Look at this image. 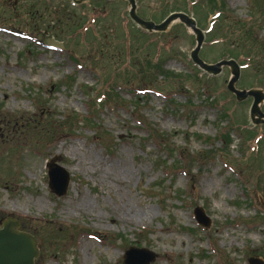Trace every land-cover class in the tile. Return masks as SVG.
Returning <instances> with one entry per match:
<instances>
[{
  "label": "rangeland",
  "instance_id": "374dc122",
  "mask_svg": "<svg viewBox=\"0 0 264 264\" xmlns=\"http://www.w3.org/2000/svg\"><path fill=\"white\" fill-rule=\"evenodd\" d=\"M189 1L137 0L138 15L159 24L186 8L207 31L212 9L196 14ZM225 6L233 17L206 34L199 56L207 64L249 53L228 32L257 11L263 20L253 36L264 44V0ZM128 9L125 0H0V222L15 218L39 239L36 264H124L130 247L155 253L152 264L264 263V175L259 160L241 153V130L264 139V125L249 119L252 98L239 103L227 91L228 67L215 77L192 63L196 40L183 24L150 34ZM85 25L94 35L85 37ZM256 62L264 64V53ZM140 68L166 96L140 91ZM251 70L236 88L264 92ZM108 77L118 83L107 92ZM53 159L71 175L62 197L49 185ZM198 207L209 228L195 219ZM132 212L141 219L121 220Z\"/></svg>",
  "mask_w": 264,
  "mask_h": 264
},
{
  "label": "water",
  "instance_id": "95a60500",
  "mask_svg": "<svg viewBox=\"0 0 264 264\" xmlns=\"http://www.w3.org/2000/svg\"><path fill=\"white\" fill-rule=\"evenodd\" d=\"M74 4H82L90 0H72ZM116 1V0H110ZM129 5L128 16L139 28L148 33H166L176 24H183L187 31L195 35L196 46L190 53L191 61L203 72L211 76H218L223 67H228L231 78L227 84V90L232 93L238 102H244L252 98L253 102L249 111V118L253 125H264V92L260 89L239 90L236 84L241 77V67L235 60H222L215 65L207 64L200 59L199 54L205 42L206 32L198 28L196 20L182 12L170 14L163 22L156 24L153 21L143 20L138 16L136 0H126ZM48 44L62 47L61 44L49 40ZM49 185L51 191L58 197L66 195L70 182V173L58 163L51 160L47 165ZM197 222L204 228L210 226V220L206 217L202 207L194 211ZM20 221L14 218L6 219L0 229V264H35L39 257L38 238L27 232L20 231ZM157 255L147 249H129L124 257V264H152L156 261ZM249 264H264L260 259L251 258Z\"/></svg>",
  "mask_w": 264,
  "mask_h": 264
},
{
  "label": "trees",
  "instance_id": "16d2710c",
  "mask_svg": "<svg viewBox=\"0 0 264 264\" xmlns=\"http://www.w3.org/2000/svg\"><path fill=\"white\" fill-rule=\"evenodd\" d=\"M187 1L188 0H184L185 6L187 5ZM205 1L206 0H191V1H189V3L192 4V6L194 7L196 14L200 13L202 11V9H204L205 7H207V9L211 8L212 11L209 12L208 15L209 16L212 15V17H214V19H215L212 21L213 28H212L211 32L213 34V33H216L218 30L221 33L222 28H224V26H225L226 20H229L228 17H233V16L231 15V12L227 11L226 6H225V0H209V2H207V3ZM72 9L75 11L74 8H72ZM176 11L186 12V8H184L183 10H181V8H178V10H176ZM75 12H77V11H75ZM260 13H261L260 11H257L256 14H252L250 20H246L244 23L240 22L239 25H241L243 27V29H240L239 32H233V33L228 32V39L232 38L234 40H238L237 45L240 48V50L242 52L249 51V53L247 55L246 54H236V52L234 50H232V51H229V53L226 52V53L222 54L220 60L234 59L238 62V64H240V66H242L244 68L243 71L247 72V70L249 71L252 69V70H254V74L257 76V78L264 79V64L262 62H256L257 54H258V58H259V55H262L264 53V44L256 41L257 37L253 36L255 33L254 31L258 30V26L263 20V18H262L263 15L261 16ZM65 18H66V16H65ZM57 23H60V20H58ZM72 27L74 28V26H72ZM75 30H77V28ZM83 30H84L85 37H86V35H90V36L94 35V33L91 32L88 25H85ZM122 34L124 37L125 44H127L128 40H130L131 38H127L128 35L125 33H122ZM132 34H133V32H132ZM142 36L144 38H146L144 35H142ZM222 40L226 41L225 38H222ZM121 50L122 49L120 48V50H119L120 53H121ZM102 54H105V53L102 52L101 55ZM242 56L246 57V59L243 62H239L238 60ZM160 59H161V57L159 56V60ZM151 62H152V60H151ZM125 64L128 65L127 63H125ZM155 65H156L155 66L156 70H162L163 66L161 65V63L157 62V64H155ZM136 67H137V65H136ZM120 70H123V72H127V71L130 72L128 69L124 70V63L122 64V67L120 68ZM142 70H143L142 68L137 70V72L140 75H142V83L141 84L144 86V87H141L142 90H140V91L144 95L149 94L151 92H154V93L166 96L167 95V94H165L166 92L164 90H160V88L163 86L160 84H155L153 77H150V75L146 74V73L143 74ZM128 75L129 74H127L126 76H128ZM198 75H201V74H198ZM165 76L167 77L168 73ZM202 78L203 77H201V79ZM197 79L200 80L199 76L197 77ZM156 80H157V78H156ZM113 82H114V84H117L118 79H115V77H114V79H110V77H108L106 80H103L101 83V86H102L101 90H105L107 92L109 90H113V88H114V87H112ZM200 82H202V81H200ZM205 82L210 83V87L214 86V84L208 80ZM145 84H148L150 87H147ZM202 89H205V88H202ZM212 93H215V91H212ZM218 98H220V97H216L213 99L212 96H209L208 99L209 100L213 99L211 101L213 103V105L218 107V108H221V99H218ZM221 109H224V107H222ZM225 114H227V112ZM230 128H234V124H231ZM238 130H240V128ZM241 133H242L241 139L243 140L242 142H245V146H242V148H241V153L243 156L242 161L244 160L245 162H249L253 159L259 160L260 161V169H259L260 172L259 173H260V175H264V149H263L264 139H263V136L260 134H256V130L255 129L252 130L251 128H247L244 131V133L241 130ZM229 136H230V132L223 134L222 140H223L224 145L226 147L231 146V141H229ZM245 137H248V138H245ZM249 137L254 138L252 140V144L257 145L258 149H255V148L252 149L251 148L252 144L249 145V140L251 138H249ZM260 142H261V144H260ZM28 232H30V231H28Z\"/></svg>",
  "mask_w": 264,
  "mask_h": 264
},
{
  "label": "bare ground",
  "instance_id": "6f19581e",
  "mask_svg": "<svg viewBox=\"0 0 264 264\" xmlns=\"http://www.w3.org/2000/svg\"><path fill=\"white\" fill-rule=\"evenodd\" d=\"M133 214V216H131V217H129L130 215L127 213L126 214V216L124 217V216H122L121 217V220L124 222V221H126V220H130V221H133L135 218H137V219H141V216H139V215H136V213H134V212H132ZM123 215V214H122Z\"/></svg>",
  "mask_w": 264,
  "mask_h": 264
}]
</instances>
